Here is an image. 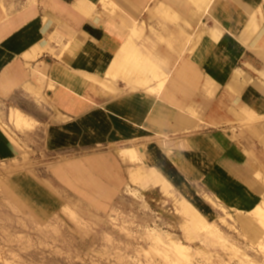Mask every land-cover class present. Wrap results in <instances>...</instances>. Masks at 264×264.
Here are the masks:
<instances>
[{
  "label": "crops",
  "instance_id": "1",
  "mask_svg": "<svg viewBox=\"0 0 264 264\" xmlns=\"http://www.w3.org/2000/svg\"><path fill=\"white\" fill-rule=\"evenodd\" d=\"M89 1L95 6L84 12L77 0H0V104H38L30 83L45 100L29 116L40 124L46 153L84 155L87 167L113 181L115 158L144 159L210 215L204 194L229 209H252L264 193L257 175L264 170V0ZM111 3L145 24L135 47L163 72L162 87L158 79L137 87L118 72L106 76L131 36L125 22L106 14ZM178 17L194 27L181 40L184 54L173 32ZM17 110L0 126L30 129L15 122ZM1 127L0 157H14L19 144ZM86 183L112 192L97 179Z\"/></svg>",
  "mask_w": 264,
  "mask_h": 264
},
{
  "label": "rangeland",
  "instance_id": "2",
  "mask_svg": "<svg viewBox=\"0 0 264 264\" xmlns=\"http://www.w3.org/2000/svg\"><path fill=\"white\" fill-rule=\"evenodd\" d=\"M158 16L166 21V15ZM178 22L173 32L184 54L186 41L181 40L194 27L180 17ZM167 28L162 25L163 31ZM30 94L38 104H0L4 123L12 107L32 120V127L22 131L0 126L19 144L10 139L17 155L0 157V264H264V230L253 225L262 222L256 207L229 209L204 194L210 215L144 159L123 164L115 158L112 168L119 180L113 181L87 167L84 155L46 153L36 130L40 124L29 116L45 100ZM250 120L240 125L241 133L250 128ZM76 166L81 174L75 173ZM57 170L74 180L68 182ZM258 176L264 183V174ZM91 179L112 192L99 194L87 186ZM258 204L264 207V193Z\"/></svg>",
  "mask_w": 264,
  "mask_h": 264
},
{
  "label": "bare ground",
  "instance_id": "3",
  "mask_svg": "<svg viewBox=\"0 0 264 264\" xmlns=\"http://www.w3.org/2000/svg\"><path fill=\"white\" fill-rule=\"evenodd\" d=\"M103 3L105 5H107V0H102ZM197 2H204L206 0H196ZM196 2V3H197ZM89 5H93L95 6L92 2H90L89 0H77V7L82 8L83 11L85 12L86 9L89 7ZM113 6L112 9L109 10L108 14L110 16H114L116 18H118L119 20L125 22V24L127 25V27L131 30V36L128 38V41L122 46V48L119 51V54L114 58L112 64L110 65V68L108 70V72H106V76L110 74L114 77H116V72H118V74L122 75L126 80L131 81L136 83L135 86L137 87H141L142 85L147 84L148 82H150L151 79H158L159 80V86L162 87L163 82H164V78L165 76H163V72L161 73L159 71V69L156 67V65H154L149 59H147L144 55H142L135 47V39H138L141 34L143 33V31L145 30V24L144 22H142V24H144L143 28H141L138 24V22L134 21L133 19H131L130 17H128L124 12H122L115 4H112ZM206 7V6H205ZM206 10V9H205ZM208 29V28H207ZM215 34V33H214ZM200 35V34H199ZM34 70V69H33ZM84 75V74H83ZM37 77H42L44 78V74L41 72H37L36 74ZM91 76V75H90ZM97 76V75H96ZM151 76V77H150ZM164 77V78H163ZM92 79H95L94 77H91ZM96 80V79H95ZM114 79H111V81H113ZM108 81V80H107ZM130 82V83H131ZM133 83V84H134ZM105 85V84H104ZM147 86V85H146ZM149 87V86H148ZM158 87V85H157ZM26 88L32 93L34 94V96H37L39 98L40 96V90L39 87L34 86L30 83L26 84ZM145 88V87H144ZM153 87H150V89ZM139 89V88H138ZM147 90V89H146ZM152 93L153 90L151 89ZM251 112L248 110V113ZM15 122L18 125H30L32 123V120L29 119L26 115H24L22 112H20L19 110H17L15 112ZM141 159H143V157L141 156V154L138 152L137 153ZM260 165V164H259ZM260 175L264 174V172L261 174V172H259ZM258 175V173H257ZM256 175V176H257ZM214 176V175H213ZM217 176V175H216ZM215 176V177H216ZM219 176V175H218ZM221 176V175H220ZM222 177V176H221ZM259 177V176H258ZM261 177V176H260ZM264 178V177H263ZM262 179V178H261ZM263 180V179H262ZM262 182V181H261ZM242 192V191H241ZM241 194V193H240ZM243 194V193H242ZM245 194V193H244ZM239 195V194H238ZM215 196V195H214ZM243 196V195H242ZM246 197V196H244ZM242 198V197H240ZM247 199H251V198H247ZM240 200V199H239ZM243 200V199H242ZM241 200V201H242ZM246 200V199H245ZM252 200H250L249 202H251ZM254 201V200H253ZM243 202V201H242ZM246 202V201H245ZM194 205V203H193ZM248 205V204H247ZM254 205V204H253ZM195 208L198 209V207L196 205H194ZM249 206V205H248ZM252 206V205H251ZM254 207H256L257 211H259L260 216L262 218V222H258V223H254L253 225H255L256 229L258 232H262L264 230V207H261L260 204H256ZM200 212L201 210L198 209ZM240 213H242V210H239ZM202 213V212H201ZM203 214V213H202ZM263 233V232H262ZM176 245L179 248L182 249H186L185 246L179 244L178 242H175ZM264 249V246L261 247Z\"/></svg>",
  "mask_w": 264,
  "mask_h": 264
}]
</instances>
